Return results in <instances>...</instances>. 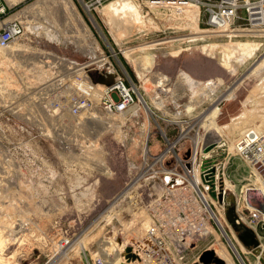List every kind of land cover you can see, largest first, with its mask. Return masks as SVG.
Returning <instances> with one entry per match:
<instances>
[{
	"label": "built area",
	"instance_id": "obj_1",
	"mask_svg": "<svg viewBox=\"0 0 264 264\" xmlns=\"http://www.w3.org/2000/svg\"><path fill=\"white\" fill-rule=\"evenodd\" d=\"M36 1L0 0V152H8L0 155V165H7L5 194L49 198L45 212L54 214L49 229L55 234L46 259L26 264H59L64 258L74 264L69 253L76 245L81 264H112L115 253L126 261V246L136 255L130 264H192L202 249L220 257L215 243L244 264L240 255L254 253L226 219L229 194L234 223L249 228L264 250L257 228L264 225V216L245 200L250 187L264 194V129L248 125L230 139L210 125L209 113L212 106L220 109L233 98L239 68L247 69L264 50V0H131L140 18L134 30L119 41L109 26L111 40L99 32L97 39L91 31L86 37L94 57L83 62L51 49L29 59L22 50L10 48L25 36H56L55 24L39 13ZM76 1L94 23L93 12L104 17L101 9L110 0ZM236 40H255L256 49L250 55L230 56L224 48ZM156 47L170 54L176 50L177 55L197 48L231 77L187 79L179 72L172 76L155 70L142 63L141 53ZM101 66L111 72L109 82L87 75L89 67ZM221 113L215 117L218 122ZM104 136L137 153L121 188L82 227V215L99 201L97 186L110 174ZM34 137L51 142L55 156L31 149L28 141ZM16 148L23 149V156H14ZM234 156L245 165L239 186L228 174ZM66 198L79 201V206L68 211ZM72 211L75 215L69 216ZM19 222L24 223L21 230L28 229L26 221L14 220ZM100 223L113 229L110 253L99 245L88 250L80 242L86 229ZM41 233L39 241L50 234ZM207 237L212 239L209 245L189 260V248ZM254 256L256 264H263L259 254Z\"/></svg>",
	"mask_w": 264,
	"mask_h": 264
},
{
	"label": "rangeland",
	"instance_id": "obj_2",
	"mask_svg": "<svg viewBox=\"0 0 264 264\" xmlns=\"http://www.w3.org/2000/svg\"><path fill=\"white\" fill-rule=\"evenodd\" d=\"M67 1L70 3L66 4L63 0L36 1V4L40 6L39 13L44 17L50 18L55 24V37L52 36V39H50L44 34L40 36H25L14 41L10 48L22 50L29 59L35 52L48 49H51L55 54L57 53L79 62H83L90 58L92 46L90 45V39L86 37V35H90L92 31L97 39L100 35L110 39L108 32L109 25H107V22L105 23V17L99 15L97 12H93L95 20L94 23H91L86 18L82 8L76 0H73V3L69 0ZM77 10L84 18L83 20H80V16V19H77ZM84 33L86 34L84 35ZM87 45L90 50L86 49ZM147 53H151L155 56L154 63L153 61H149L151 63L148 61L143 63L144 60H146L145 56L148 55ZM141 54L143 55L141 57L143 64L149 66L154 64L155 70L162 71L172 76H175L178 72L185 71L191 78L195 79L213 76L231 77L230 73L226 72L215 59L206 56L197 48L192 51H182L178 55H173V53H168L164 47H156L144 50ZM256 55V60L247 69H245L244 66L239 68L238 74H242L240 75V79L234 83L238 87L234 90L233 98L224 101L220 106L222 113L220 114L219 122H216L218 128L221 131H225V134H227L230 139L233 138L238 129L245 125H254L253 123H255L257 125L259 124L261 129L264 128V68L258 72L249 73L251 67H253V65L255 66V63L264 57V50L261 49V53L257 52L255 56ZM22 66L23 64L21 63V67ZM86 72L92 80H97V77L102 75L110 77L111 74L105 66H101L99 70L89 67ZM117 72L116 70L114 71V73ZM242 79V83L238 85ZM18 121L20 122V120ZM102 139L105 144L104 150L106 152L104 154L106 156L105 164L109 168L110 174L106 175L97 186L96 192L99 195V201L94 204L92 209L87 210V212L82 215V227H85L89 220L93 219L105 206L106 200L109 199L115 191L121 188L128 176L129 170L133 167L131 157L135 158L137 153L132 147L129 148L128 144L123 146L119 142H115L111 136H104ZM28 142L32 146L31 149L38 154H42L49 158L55 156V147L48 140H38L37 137H34ZM3 149L0 155L6 157L8 152L6 148ZM14 156H23V149L16 148ZM244 171L245 165L237 157H232L228 166V174L232 181L235 182L236 186L240 185L241 175ZM0 177V183L3 184L0 187V215H15V219L21 218L23 221H26V226L28 228L17 232L16 239H11V241L6 240L7 245L2 255V260L5 259V264H26L27 262L32 263L45 260L50 248L49 242L51 241V237L55 234L54 229L53 232L49 229L54 214L45 212V207L49 204V198L29 197L22 194L10 197L5 194L7 177L6 164L0 165ZM51 199L56 201L55 198ZM68 199L69 198H66V200ZM76 206H79V201L72 202L71 199H69V203L66 205L68 211ZM68 214L69 216L75 215L74 211ZM102 224L103 223H100L90 228V230L86 229L85 234L81 236L82 238L80 237V242L83 243L88 250H93L95 246L99 245L104 252V247L106 248L109 246L104 253H110L113 250L112 237H110L113 229L103 226ZM14 225H16V223ZM41 230L45 233L48 231L50 234L48 238L44 236V238L39 241L38 238L43 235ZM262 234H264V232ZM3 235L7 236L5 232H3ZM211 241L212 239L207 237L206 239L197 241L191 246L188 250L189 256H187L190 257L189 260H191L192 254L196 255L203 247L209 245ZM76 250L77 245L69 255L73 258L74 264H81L82 260H80ZM240 256L244 264L257 263L254 254L251 252H245ZM233 258L236 264H242L236 256H233ZM61 263L67 264V260L64 258L59 264Z\"/></svg>",
	"mask_w": 264,
	"mask_h": 264
},
{
	"label": "bare ground",
	"instance_id": "obj_3",
	"mask_svg": "<svg viewBox=\"0 0 264 264\" xmlns=\"http://www.w3.org/2000/svg\"><path fill=\"white\" fill-rule=\"evenodd\" d=\"M63 2L66 4L70 3L67 0H63ZM68 5L71 6L70 4ZM101 12L104 15L105 20L110 27V31H111L113 38L116 41H119L122 36L128 35L130 32H132L134 30V26L140 22V18L138 17V13H137V7L131 0H110L109 2H106L104 4L103 8L101 9ZM195 27L196 26H193L192 28H195ZM151 44H155V43H151ZM256 46H257V42L255 40H236L233 43L226 45L224 50L228 55L230 56L233 55L236 57L241 54L250 55L252 51L256 49ZM130 49L131 48H129L128 50ZM92 50L93 48L90 50L91 52L90 55L94 57V50L93 51ZM128 50L126 51L128 52ZM172 53L173 55H176L177 51L174 50L172 51ZM147 54L148 55L145 56L146 60H144L143 63H146L147 61L148 62L153 61V55L151 53H147ZM262 68H264V57L259 59V61L255 63V66L253 65V67H251V69L249 70V73L251 74V73L258 72ZM80 74L83 75V71H81ZM180 74L182 76H186L187 79L190 77L189 74L185 73V71H181ZM99 78L102 81H105L107 80L108 76L102 75ZM44 81L47 84H49L50 78L47 77L45 78ZM237 87H238L237 85L235 84L233 85V88H237ZM209 113H210V125L214 127L218 132H221V130L218 128V124H217L218 121L215 119V117L219 115L220 109L215 106H212L209 110ZM253 124L254 126H257L260 128L259 124L258 125L255 123ZM244 127L240 128L238 132L242 130ZM14 216L15 215H6V216L0 215V264H5L4 262L5 259L2 260L3 258L2 255L4 254V250L7 245L6 240L11 241V239H16V232L21 230L22 225L24 224L23 222H19L17 225H14V220H15ZM2 230L3 232L7 234V236L3 235ZM103 244H106V243H103ZM108 247L109 246H107L106 248L104 247V252ZM214 247H215V251L220 255L222 259H224L226 264H236L231 254L227 250H225V248L223 247L221 243H219V245L215 243ZM121 261H123L122 257H119L118 254L115 253L112 258V264H117L118 262H121ZM126 264H130V263L127 262Z\"/></svg>",
	"mask_w": 264,
	"mask_h": 264
},
{
	"label": "water",
	"instance_id": "obj_4",
	"mask_svg": "<svg viewBox=\"0 0 264 264\" xmlns=\"http://www.w3.org/2000/svg\"><path fill=\"white\" fill-rule=\"evenodd\" d=\"M99 77H97V79L101 80ZM109 80L110 77H108L104 82H109ZM232 199L233 198L231 194L227 195L225 198L226 219L237 232V237L242 242V244L252 247V252L256 255L259 254L260 261L264 264V250H260V247L258 246L259 241L255 234L249 228L243 227L241 224L234 223L235 215L233 213V206L230 204ZM245 200L249 206L257 209L264 216V194L259 188H247L245 192ZM123 256L126 261H121L118 264H126V262L136 258V255L131 251L130 246H126L124 248ZM199 262L202 264H225L224 261L220 257L216 256L214 251L210 248L202 250V252L199 254L198 261H194L192 264H199Z\"/></svg>",
	"mask_w": 264,
	"mask_h": 264
},
{
	"label": "crops",
	"instance_id": "obj_5",
	"mask_svg": "<svg viewBox=\"0 0 264 264\" xmlns=\"http://www.w3.org/2000/svg\"><path fill=\"white\" fill-rule=\"evenodd\" d=\"M245 126H248V125H245ZM242 127H244V126H242ZM241 127V128H242ZM239 130V129H238ZM238 130H237V132H238ZM257 228H258V231H259V233H260V235L262 236V237H264V234H262L263 232H264V225H262L261 223H259L258 225H257ZM232 258H233V256H232Z\"/></svg>",
	"mask_w": 264,
	"mask_h": 264
}]
</instances>
